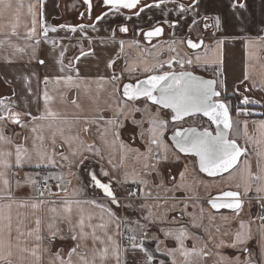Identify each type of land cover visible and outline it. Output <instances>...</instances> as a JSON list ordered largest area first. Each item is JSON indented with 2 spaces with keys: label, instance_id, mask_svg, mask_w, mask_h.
Returning a JSON list of instances; mask_svg holds the SVG:
<instances>
[{
  "label": "crops",
  "instance_id": "obj_1",
  "mask_svg": "<svg viewBox=\"0 0 264 264\" xmlns=\"http://www.w3.org/2000/svg\"><path fill=\"white\" fill-rule=\"evenodd\" d=\"M75 2L76 0H5L4 4H0V45H2L0 46V99L10 104L13 111L30 112L34 117H47L32 121L24 128L0 121V128L5 134L10 136L15 144L27 148L32 155L30 163H25L14 174L9 173V178L13 181L15 203L11 210L12 255L8 259L12 264H50V253L63 249L62 255L66 254L69 247L75 243L70 239H59V235L68 237L71 234L70 225L62 219L67 217L71 220L72 226H76L77 231L81 218L84 219L86 226L91 225L86 227L85 231L90 233L92 228H95L99 239L95 244L89 239L87 249L103 250L107 247L108 259L104 264H116L112 253L117 245L120 264H146L145 254L139 248L131 247L132 243L141 242L155 255L153 264H161V262L171 264L173 258L166 253L169 249L176 248L173 247L170 239L166 243L163 239L137 232L134 240L129 242L122 240L123 233L133 237L128 230V224L134 226L136 222L129 219L127 213L123 211L121 201L125 196L120 199L117 196L124 195L129 186L131 193H138L139 183L138 185L126 183L124 172L125 148H128L125 142L126 128L131 120L136 121L139 113L149 116V122L146 124L149 141L152 127L149 126L150 121L154 118L167 120L172 115L170 111L161 109L145 99H141L145 100V105H139L140 100L127 101L122 95V87L127 82H134L153 72L169 71L164 65L173 58H191L192 65L187 64L186 68H178L175 71L193 70L215 78L222 92L220 82L223 81L226 94L222 97H233L239 106L238 109L247 108L250 113L234 115L238 118L236 140L246 149V153L238 166L236 187L231 189L243 193L244 185L250 183L252 191L247 196H242L244 201L242 218L216 220L212 227L219 231L212 238L218 235V239L215 241L210 238L208 242L210 244L224 240L231 243L241 221L248 223L254 220L251 226L256 239L251 240L247 247L253 251L255 259L259 252L261 224L255 217L262 212L259 207L261 201L256 199V187L260 182L249 180L246 164L250 165L254 174L264 168V130L259 128L260 122L264 121V0H239V3L245 5L244 8L234 6L236 0H200L199 15L195 16L197 21L195 24L193 23L195 14L191 11L179 13L174 0H163V2L148 0L141 6H151L144 7L143 11H140V6L133 12L101 9L91 19L79 20L75 24L71 17L73 11L69 10ZM189 2L183 3L187 5ZM8 3L11 4L10 8L6 7ZM21 4L23 7L20 6ZM29 5L35 6L32 10L36 13L37 34L34 40L40 41L38 45L34 40L26 38L28 29L33 26V15ZM204 16L219 17L220 27H204L205 21L202 18ZM98 17L103 18L98 19ZM207 23L212 25V19ZM158 25H163L165 28L163 37L153 41L152 44L146 43L143 33ZM43 27H55L57 30L49 31L48 36L44 37L41 32ZM124 27L128 29L127 32L120 30ZM72 28L76 30L72 31ZM14 29L17 33L15 36L11 34ZM201 38L204 39L201 49L193 50L187 46L188 39L199 41ZM220 41L222 43H218ZM18 48H23L24 52L18 51ZM172 48L176 51H171ZM62 52L63 71L60 64ZM197 55L201 57L199 61L196 60ZM39 60H44L45 63L41 65L38 63ZM113 61L115 63H112ZM160 65H163L162 71L157 70ZM145 67L151 71H144ZM76 69H79L78 75ZM69 75L72 76L71 81L66 79ZM114 75L120 76L121 79L113 81L111 77ZM45 77L48 78L47 84L44 83ZM45 92L48 95L47 104L44 99ZM244 96H247L252 103L242 105ZM133 108L141 110L133 111ZM49 111L55 116H48ZM0 112H3L2 106ZM23 119L27 120L28 117L24 116ZM111 120L115 123L108 122ZM245 122H247L246 128ZM33 127L36 129L35 132L31 130ZM169 133L171 132H168L167 126L163 136L160 137L163 142L159 146L161 155H163L162 146H166L165 143H168L167 147L169 146ZM128 136L135 137L134 134ZM23 137H27V140L24 141ZM152 146L156 148L153 152L155 156L157 147ZM4 147L15 154L14 146ZM135 147L138 150L142 149L140 144ZM37 150L45 153L49 158L41 162L40 167H36ZM52 160L55 161L54 164L50 162ZM105 172L108 175L105 176ZM92 173H95L101 182L111 184L119 205L111 203L110 199L103 195L102 190L96 187L91 180ZM71 174L77 179L73 185L69 183L72 181V177H69ZM41 176L51 177L54 185L51 187L47 182L48 188H41L40 184L44 181ZM172 177H175L174 183H178L181 178L179 175ZM28 178L40 182L24 184L23 181ZM16 180L22 182L19 188L15 187ZM62 183L69 184L62 186ZM57 185H61V188ZM179 189L173 191V194L170 193L171 196L162 197L163 200L178 201L170 205L172 210L180 209L183 203L191 207L192 202H197V205H192V209H183V211L181 209L179 216L181 221L184 218L189 220L190 222L186 221V225L191 226L193 219L196 218L195 222L206 229L208 223H205L207 221L204 216L208 209L212 210L208 207L207 201L213 195L205 198L187 196L183 186H179ZM75 191L81 193L72 194ZM20 204L27 206L20 207L18 206ZM33 204L39 206L33 207ZM66 206L71 207V213L66 211ZM53 208L56 209L55 212L52 211ZM109 209L115 213L114 216L110 215ZM223 211L227 212V210ZM223 211L218 214H222ZM182 212H185L190 219ZM37 219L40 221L39 234L44 237L42 241L35 240L36 233L33 230L37 227ZM50 224L53 229L60 230L57 239L51 244L48 240ZM196 228L198 227L192 229V233L197 231ZM17 230L24 234L19 236V239H17ZM29 232H32L31 236L28 235ZM225 232L227 235H224ZM109 236L112 238L111 241L108 240ZM214 247L216 248L215 245ZM157 248L159 251H156ZM209 248L207 249L210 250ZM33 251H36L37 256L31 254ZM228 251H233V254L227 255L232 260L239 257V249L223 248L221 251L223 258ZM214 252L217 253V250ZM178 256L177 254V258ZM207 258L209 256H205V259ZM239 258L244 260L245 256ZM208 262L209 260L203 264ZM0 264L4 262L0 261ZM97 264H100L99 260ZM219 264L227 263L226 260H221Z\"/></svg>",
  "mask_w": 264,
  "mask_h": 264
},
{
  "label": "snow or ice",
  "instance_id": "obj_2",
  "mask_svg": "<svg viewBox=\"0 0 264 264\" xmlns=\"http://www.w3.org/2000/svg\"><path fill=\"white\" fill-rule=\"evenodd\" d=\"M83 2L87 5V10L91 12L92 9V0H83ZM163 2V0H161ZM177 3L178 12L183 14L191 11L193 14V23L195 24L197 21L195 20V16L199 15V4L200 0H190V2L186 5L182 2V0H174ZM5 0H0V4H4ZM103 3L109 6L112 10L119 12L120 9H136L141 5V0H103ZM23 7V5H20ZM150 7L151 5H146ZM146 6H140V11H143V8ZM159 6V5H157ZM239 8H244L245 5L243 3H239V0H236V4L234 5ZM6 7H11V4H6ZM34 5H29V10L32 11L34 9ZM33 21L32 27L28 29L26 38L29 40H34V36L37 34V30L35 27V11H32ZM103 17H98V19H102ZM205 21L204 27H215L219 28L221 25V20L219 17H202ZM212 19L213 24L209 25L207 21ZM177 24L179 21L176 22ZM57 29L55 27H43L41 32L44 37L48 36L49 31L55 32ZM75 28H72V31H75ZM121 31L127 32L128 29L126 27L121 28ZM163 33L162 27H156L154 30L146 33L147 37L151 38L154 36H159ZM13 36L17 35L15 29L11 33ZM35 44H39L40 41L38 39L34 40ZM187 46L190 49H198L203 45V40L198 42H194L192 39H188L186 41ZM222 43V41L218 42ZM2 46V45H0ZM20 52H24L23 48L17 49ZM171 51H176L175 48H172ZM63 52L61 53L60 64L62 65L61 70L63 71ZM177 57H179V53H177ZM201 57L199 55L196 56V60L199 61ZM39 64L43 65L45 63L44 60H39ZM112 63H115L114 61ZM192 65L193 60L191 58L179 59L173 58L172 60L167 62L169 71H165L162 74H153L150 75L147 79L141 80L138 83L132 84L128 83L123 85L122 95L127 99V101H138L141 98H144L147 101H150L153 105L160 106L161 109H170L171 110V122L179 123L184 121L186 117H191L197 114H202L207 117L208 120L215 125L214 132L208 129H204L202 131L197 130L196 128H183L178 129L174 132L172 137L174 141V147L179 151V153H183L185 156H193L198 158L199 170L201 172L206 173L209 177H223L225 173L228 176H231L234 171H239V165L242 163L241 156H244L246 153V149L242 148L235 140L229 139V131L233 126L232 119V111L226 99H220L222 95L226 94V87L223 86V81L220 82L221 87L223 88V92L218 90L217 81L216 80H204L197 76H194L190 71H171L174 64H179L180 68L183 69L184 65ZM71 67V65H69ZM163 67V65H160ZM144 71H151L148 67H145ZM76 73L78 75L79 69H76ZM59 79V78H57ZM67 80L71 81L72 76L69 75ZM111 79L113 81H119L121 79L120 76H112ZM48 78L45 77L44 83L47 84ZM119 91V89H117ZM216 98V99H214ZM10 99V98H9ZM45 103L48 102L47 92L44 93ZM242 105H249L252 101L244 96L242 101ZM0 106L3 108V112H0V121L5 123H11L17 125L21 128L28 127L32 121L37 119H47L46 116L34 117L30 112L21 113L19 111H13L10 104L5 103L3 99H0ZM139 108H133V111H140ZM237 114H245L249 115L247 108H240L235 110ZM123 115V112H121ZM28 117L27 120L23 119V117ZM48 116H55L51 111L48 112ZM109 123H115L114 120L108 121ZM152 127L150 129L151 137L149 140V147L147 155L145 156L144 161V169L148 173H156L160 175V170L158 165L163 163L168 159L167 155H161L159 153V146L162 145V139L160 137L163 136L164 131L167 129L169 121L166 119H156L150 121ZM247 127V122H245V128ZM259 128L264 130V121H261L259 124ZM33 132L36 131L35 127L31 129ZM115 134V133H114ZM37 139H43L42 137H37ZM23 140L26 141L27 137H23ZM12 145L15 147V154L12 151L6 150L4 146ZM151 145H157L156 155L153 156V149ZM166 148V146H165ZM138 151V150H137ZM36 159L37 164L36 167H40V163L48 160L49 158L45 153L36 151ZM67 159V157H64ZM176 160L179 157H175ZM32 160V155L29 153L28 149L23 147L22 145L15 144L13 139L6 135L4 130L0 128V261H3L4 264H12V261L8 259L12 255V233H13V218L11 214V210L13 204L15 203L14 197V188L13 181L9 178V173L14 174L19 171L20 168L24 166L25 163H30ZM51 163H55L54 160L50 161ZM82 162V161H81ZM246 163V162H244ZM246 172L250 181H258L259 185L256 187L257 197L256 199L261 201L259 207L262 212L259 216L255 217L258 219L260 224V235L258 239L259 252L256 254V258H253V251L247 247L248 243L256 239L252 232V223L253 221H249L245 223L241 221L239 225V230L236 231L233 236V241L228 243L224 240H220L217 244V248H233L239 249V251L245 256L244 260H240L239 257L235 258V264H264V195H260L264 193V168L259 169L257 173H253L251 171L250 165L246 164ZM104 175H108V173H104ZM181 178L183 175L181 174ZM47 179L45 178L43 183L40 184V187L43 188L47 185ZM175 180V177H172ZM92 182L102 190L103 195L110 199L111 203L119 205V201L117 200L116 194L109 183L101 182L100 179L97 178L95 173L91 174ZM21 181H15V187L19 188L21 186ZM24 184L38 183L31 178L23 181ZM133 183L146 184L147 182L141 178L140 180H133ZM59 186V185H57ZM240 185H237L239 187ZM157 187L164 188L165 185L163 180L161 179L160 183H158ZM170 192L179 191V186H173L167 189ZM252 191V186L250 183H246L244 185L243 193L238 191H224L219 196L210 197L208 203L210 204L212 209L219 211L220 209H229L235 215H239L243 211L244 201L241 199L242 196H247L249 192ZM132 195H136V193H131ZM40 195H43V192H40ZM152 192L148 191L145 193V197H151ZM157 200H162L164 198L159 195L156 196ZM42 203V202H41ZM20 207H26L25 204L18 205ZM33 207H38L39 205L33 204ZM98 207H104L103 205H97ZM144 208H149V205H142ZM175 205H173V208ZM188 207L187 204L181 206V209H186ZM53 212L56 211L55 208L52 209ZM66 211L71 213V207L66 206ZM109 213L111 216H114L115 213H112L109 209ZM67 221L70 225V236L65 237L64 235H59V239H70L75 243L69 247V250L66 254L62 255L64 252L63 249H59L54 253H50L51 260L50 264H97L99 260L100 264H104V262L108 259V248L104 247L103 250L93 248L91 251L87 249V242L91 239L92 243L95 244L99 237H97L95 228H92V231L89 233L85 231L86 227H91V225H85V221L81 218L78 222V231L76 226H72V222L69 218H62ZM153 220L154 216L152 213H149V216L145 217V220ZM202 219V217H200ZM210 219H215V217H210ZM224 219H228V217H224ZM196 218L193 219V227H200L201 225L195 222ZM37 227L33 230L36 241H42L44 237H42L40 233V221L36 220ZM104 227V225H101ZM50 235L48 237L49 243H53L60 232L59 229H53V226L50 224ZM18 231V230H17ZM219 231V229H217ZM24 235L23 233H19V236ZM28 235H32V232H29ZM146 235V233H145ZM168 237L175 239L179 247L176 249H169L166 255L171 256L173 259L171 264H200L201 260L205 256H211L212 253L207 249L206 246L200 248L199 250L196 248H192L189 250L185 246V240L189 238V233L184 229H179L176 233L172 231H168L166 233ZM211 235V233H209ZM227 235V232L224 233ZM135 237H129V240H134ZM158 239V238H157ZM108 240H112L109 236ZM103 243V241H101ZM113 244L115 242L113 241ZM19 247V245H17ZM131 247L133 249L139 248L141 252H143L147 258L146 264H153L156 257L153 253L149 252L148 249L144 246L143 242L140 244L132 243ZM26 251L27 249H23ZM159 251V248L156 249ZM177 253L182 259H177ZM33 256H37L36 251L31 253ZM65 255L67 258H65ZM113 257L116 260V264H120V255H119V246L117 245L112 253ZM75 258V259H74ZM39 260V257H37ZM222 260H227V258H223ZM163 264V262H161ZM227 264H233L231 260H227Z\"/></svg>",
  "mask_w": 264,
  "mask_h": 264
},
{
  "label": "rangeland",
  "instance_id": "obj_3",
  "mask_svg": "<svg viewBox=\"0 0 264 264\" xmlns=\"http://www.w3.org/2000/svg\"><path fill=\"white\" fill-rule=\"evenodd\" d=\"M84 4L82 0H76V2L73 4L72 8L69 9L73 11V14L71 17L74 19L75 24L79 22L78 15L83 8ZM101 8V7H100ZM97 9L98 11H101V9ZM85 21V20H84ZM145 100H140L139 105H145ZM127 105H131L129 102H125ZM160 111V109H158ZM161 113V112H159ZM169 121L168 123V132H172L176 127L184 126V125H200L202 127L209 126L208 122L204 120L202 117H191L188 118L186 121L174 124L171 123L170 119L167 118ZM238 118L236 116L233 117V128L231 132V138L236 140L237 138V127H238ZM149 122V116L145 113H139L138 119L131 120V123L126 128V134H134V138L132 136L127 137L125 136V142L128 144V148H125V163H124V172H125V182L130 184H137L133 183V180H140L143 178L147 183L146 184H139L138 185V193L136 195L131 194V187L129 186V189H127L126 193L124 195H118L117 197L120 199L122 196H125V198L121 201L123 202V211L127 213V216L129 219L135 221V225L128 224V230L132 234L133 237L136 238L137 232L139 233H146L150 236H155L159 239H163L167 241L170 239L172 240V244L174 245V248H178L179 244L178 242L166 235L168 231H172L173 233H176L179 229L184 228L189 233V238L185 240V246L191 250L192 248L200 249L204 246L209 248L210 252L212 253L209 258L205 259L202 258L200 264L206 263L208 260V264H219V262L222 260V257L224 255L222 254L223 248H215V243L209 244V239L212 238V236L216 235L217 230L213 229L212 225L224 217H228L231 220L235 219L236 217L242 218V212L237 216L234 213L230 212H221L222 214H218V212H213L212 210H207L206 215L204 216L205 223L207 224V228L204 227H198L196 228L197 231L192 233L193 228L191 225H186V221L190 222L189 220H186L184 218L183 221H181V218L179 216L180 209L172 210L171 206L172 204L178 203V201L172 200V201H166V200H157L156 196L159 195L160 197H168L171 196L170 191H168V188H171L173 186H183L184 192H186L187 196H196L200 198H205L212 196L214 194H217L219 192H222L224 190H227V188L231 189L236 187L235 183L237 181L238 171H234L231 176H228V174H225L223 177H217V178H209L203 175L197 167L196 160L192 156H183L178 151L175 150V148L169 143V146L167 147L168 143H165V146H162L161 151L163 152V155H167L168 159L164 161L163 163L158 165V168L160 170V175H157L156 173H148L144 169V161L145 156L148 152V146L149 141L147 138V128L146 124ZM151 126V124H149ZM144 128V130H142ZM142 143V144H141ZM139 144L142 146L143 151L138 150L137 147ZM158 147L157 145H155ZM131 148V149H129ZM133 149V150H132ZM153 152L154 149L153 148ZM138 150V151H137ZM153 155V153H152ZM179 157L178 160L175 159V157ZM181 174L183 175V178H180V181L178 183H174L175 181L172 179V176L179 175L181 177ZM73 174H71L69 177H72ZM43 179H45V176H41ZM49 178V177H47ZM161 179L163 180V183L165 185L164 188L157 187L158 183H160ZM77 179L75 177H72V181L69 182L70 185H73V183ZM39 183L40 181L37 180ZM47 182L52 187L54 185L53 179L50 177L47 179ZM47 183V184H48ZM61 184V181L59 182ZM66 183V184H69ZM65 183H62V186H67ZM61 186V185H60ZM59 186V187H60ZM61 188V187H60ZM137 187L135 186V189ZM75 189V188H74ZM150 190L152 192L151 197H145V193ZM187 190V191H185ZM234 190V189H232ZM78 191H75L72 194H78ZM81 193V192H80ZM79 193V194H80ZM130 193V194H129ZM173 194V193H172ZM197 202H192L191 204L194 206ZM142 205H149L151 207L144 208ZM184 205V203L182 204ZM187 207L185 210H188L189 208L192 209L193 206ZM197 205V204H196ZM205 207L207 209V205L205 204ZM149 213H152L154 216L153 220H145V217L149 216ZM184 215H186L185 212H182ZM240 216V217H239ZM187 217V215H186ZM189 217V216H188ZM187 217V218H188ZM210 217H215V219H210ZM190 219V218H188ZM209 225V226H208ZM202 228H204L202 230ZM213 229V230H212ZM212 230V231H211ZM211 233V235H209ZM202 234H204L202 236ZM218 236V235H217ZM215 236L212 239L217 241L218 237ZM202 237V238H201ZM217 237V238H216ZM165 241L163 243L165 244ZM214 244V245H213ZM217 250V253L214 252ZM178 254V253H177ZM228 254H233V251H228L227 254L225 252V258L227 260H231L232 262L235 261L232 260V258L228 257ZM179 255V254H178ZM243 254L240 252L239 257H241ZM182 259V257L178 256L177 258ZM204 259V260H203ZM226 260V263H227Z\"/></svg>",
  "mask_w": 264,
  "mask_h": 264
},
{
  "label": "water",
  "instance_id": "obj_4",
  "mask_svg": "<svg viewBox=\"0 0 264 264\" xmlns=\"http://www.w3.org/2000/svg\"><path fill=\"white\" fill-rule=\"evenodd\" d=\"M102 2H103V0H101ZM148 0H141V5L143 4V3H145V2H147ZM183 2H189L190 0H182ZM82 2H83V0H82ZM83 4H85L84 2H83ZM86 5V4H85ZM140 5V6H141ZM103 6L104 7H106V8H110L109 6H107V5H105L104 3H103ZM86 7H87V5H86ZM93 7H94V0H92V9H91V12H89L88 10H87V17H88V19H91L92 18V12H93ZM139 8V6L136 8V9H120V10H124V11H128V12H133V11H136L137 9ZM81 16H83V13L81 14ZM156 27H162L163 28V33L161 34V35H159V36H154V37H151V38H149V37H147V35H146V33L147 32H149V31H152V30H154ZM156 27H154V28H152V29H148V30H146L145 31V33H144V37H145V41H146V43H148V44H151L153 41H155V40H157V39H161L162 37H163V35H164V30H165V28H164V26L163 25H158V26H156ZM200 40H203V45H204V39L203 38H201ZM199 40V41H200ZM194 41V40H193ZM194 42H198V41H194ZM203 45L201 46V48L203 47ZM201 48H198V49H195V50H199V49H201ZM172 71H175V70H172ZM180 71H184V70H180ZM186 71H190V72H192V74L194 75V76H197V77H199V78H201V79H204V80H216L215 78H212V77H208V76H206V75H203V74H200V73H197V72H195V71H193V70H186ZM176 72H179V71H176ZM153 74H162V73H152V74H150V75H153ZM150 75H148V76H145V77H143V78H141V79H138V80H136V81H134V82H127V83H125V84H128V83H132V84H135V83H138L139 81H141V80H144V79H147ZM217 81V80H216ZM124 84V85H125ZM217 88H218V82H217ZM122 89H123V87H122ZM218 90H219V88H218ZM141 99H144V98H141ZM140 99V100H141ZM214 99H216V98H214ZM220 99H223V97H221ZM149 103H151L150 101H148ZM152 104V103H151ZM155 106H158V105H155ZM158 107H160V106H158ZM164 110H167V111H170L171 112V110L170 109H164ZM172 114V113H171ZM196 116H198V117H202L204 120H206L207 122H208V124H209V126H207V127H202V126H200V125H184V126H179V127H176L171 133H169V135H168V139H169V142L171 143V145L174 147V141H173V139H172V137H173V135H174V132L176 131V130H178V129H183V128H196L197 130H200V131H202V130H204V129H208V130H210V131H213L214 132V129H215V125L214 124H212L209 120H208V118L207 117H205V116H203L202 114H197V115H194V116H191V117H196ZM191 117H186L185 118V120L184 121H186L188 118H191ZM232 119H233V115H232ZM170 121H171V118H170ZM184 121H181V122H179V123H182V122H184ZM171 123H173V122H171ZM179 123H174V124H179ZM232 128H233V126H232ZM232 128H231V130L229 131V139H231V140H234V139H232L231 138V132H232ZM214 134H215V132H214ZM242 148H244L237 140H235ZM175 148V147H174ZM176 151H178L177 149H175ZM179 152V151H178ZM181 155H183V156H185L183 153H180ZM190 156V155H189ZM193 157V156H192ZM242 157L243 156H241V158L240 159H242ZM195 160H196V163H197V167H198V170H199V165H198V158H196V157H193ZM200 171V170H199ZM201 172V171H200ZM203 175H205L206 177H209L206 173H204V172H201ZM225 174H227V173H225ZM224 174V175H225ZM217 177H220V176H217ZM217 177H209V178H217ZM224 191H236V190H232V189H227V190H224ZM224 191H222V192H224ZM222 192H219V193H217V194H214L212 197H216V196H219ZM239 192V191H238ZM241 199H242V197H241ZM207 205H208V207H210V209H212L211 208V206H210V204L208 203V201H207ZM213 211H215V212H220V211H223V210H227V211H231V210H229V209H220L219 211H217V210H215V209H212Z\"/></svg>",
  "mask_w": 264,
  "mask_h": 264
},
{
  "label": "flooded vegetation",
  "instance_id": "obj_5",
  "mask_svg": "<svg viewBox=\"0 0 264 264\" xmlns=\"http://www.w3.org/2000/svg\"><path fill=\"white\" fill-rule=\"evenodd\" d=\"M103 8L104 6H103V2L101 1V0H94V7H93V12H92V17L96 14V12H97V9L98 8ZM100 8V9H101ZM83 13V16H81V14ZM78 19L79 20H87L88 19V17H87V7H86V5L84 4V6H83V8L81 9V11H80V13H79V15H78ZM145 33V32H144ZM144 33H143V38H144V40H146L145 39V37H144ZM145 42V41H144ZM153 43V42H152ZM151 43V44H152ZM167 69H168V67L166 66V65H164ZM188 65L185 63V65H184V68H186ZM162 68L163 67H160L159 69H157V70H160V71H162ZM181 69L180 68V66H179V64H176L175 65V67H174V69H171V70H177V69ZM170 70V69H169Z\"/></svg>",
  "mask_w": 264,
  "mask_h": 264
},
{
  "label": "trees",
  "instance_id": "obj_6",
  "mask_svg": "<svg viewBox=\"0 0 264 264\" xmlns=\"http://www.w3.org/2000/svg\"><path fill=\"white\" fill-rule=\"evenodd\" d=\"M102 9L106 10L108 8L103 7ZM223 99H226L228 104H229V106H230V108L233 109L232 115L234 116L237 113L235 110L239 108V106H237L236 100L233 97H230V96H224Z\"/></svg>",
  "mask_w": 264,
  "mask_h": 264
},
{
  "label": "built area",
  "instance_id": "obj_7",
  "mask_svg": "<svg viewBox=\"0 0 264 264\" xmlns=\"http://www.w3.org/2000/svg\"><path fill=\"white\" fill-rule=\"evenodd\" d=\"M180 59V58H179ZM175 65L176 64H174L173 65V68L172 69H174V67H175ZM166 66L168 67V65L166 64ZM172 71V70H171ZM48 187H47V185L45 186V187H43V189H47ZM122 240L124 241V242H129L130 240H129V235L127 234V233H123L122 234Z\"/></svg>",
  "mask_w": 264,
  "mask_h": 264
}]
</instances>
